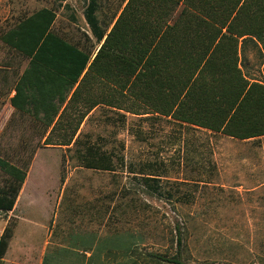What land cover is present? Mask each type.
<instances>
[{"label": "rangeland", "instance_id": "obj_1", "mask_svg": "<svg viewBox=\"0 0 264 264\" xmlns=\"http://www.w3.org/2000/svg\"><path fill=\"white\" fill-rule=\"evenodd\" d=\"M126 1L0 0V189L20 185L0 212V264H168L152 256L177 254L178 228L185 264H264V137L124 113L105 81L64 106L91 25L102 32ZM262 62L249 48L244 73L264 81Z\"/></svg>", "mask_w": 264, "mask_h": 264}, {"label": "trees", "instance_id": "obj_2", "mask_svg": "<svg viewBox=\"0 0 264 264\" xmlns=\"http://www.w3.org/2000/svg\"><path fill=\"white\" fill-rule=\"evenodd\" d=\"M91 27L97 47L86 36L90 50L77 67L73 97L89 81H105L115 92L108 106L124 113L239 141L264 137V81L249 78L242 68L252 48L262 56L264 75V0H127L102 32ZM122 98L132 107L116 106ZM140 179L149 192L160 193L159 177ZM9 186L0 189V212L14 209L20 185ZM177 235V254L152 258L185 264L179 228ZM10 238L6 226L0 262Z\"/></svg>", "mask_w": 264, "mask_h": 264}, {"label": "crops", "instance_id": "obj_3", "mask_svg": "<svg viewBox=\"0 0 264 264\" xmlns=\"http://www.w3.org/2000/svg\"><path fill=\"white\" fill-rule=\"evenodd\" d=\"M90 40H92V39L90 38ZM71 97H73V90L71 91V94H69V96L67 97L64 106L67 104L68 100L71 99ZM58 147H61V146H58Z\"/></svg>", "mask_w": 264, "mask_h": 264}]
</instances>
